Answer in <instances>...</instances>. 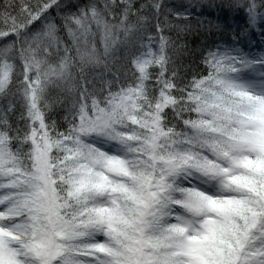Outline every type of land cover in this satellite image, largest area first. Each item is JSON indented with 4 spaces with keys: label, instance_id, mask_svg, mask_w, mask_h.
Segmentation results:
<instances>
[{
    "label": "snow or ice",
    "instance_id": "1",
    "mask_svg": "<svg viewBox=\"0 0 264 264\" xmlns=\"http://www.w3.org/2000/svg\"><path fill=\"white\" fill-rule=\"evenodd\" d=\"M0 264H264V0H0Z\"/></svg>",
    "mask_w": 264,
    "mask_h": 264
},
{
    "label": "trees",
    "instance_id": "2",
    "mask_svg": "<svg viewBox=\"0 0 264 264\" xmlns=\"http://www.w3.org/2000/svg\"><path fill=\"white\" fill-rule=\"evenodd\" d=\"M171 2L179 4L181 3V0H171Z\"/></svg>",
    "mask_w": 264,
    "mask_h": 264
}]
</instances>
